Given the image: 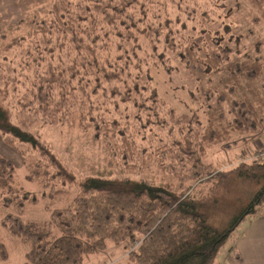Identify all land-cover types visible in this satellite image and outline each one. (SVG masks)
Instances as JSON below:
<instances>
[{
  "label": "trees",
  "instance_id": "1",
  "mask_svg": "<svg viewBox=\"0 0 264 264\" xmlns=\"http://www.w3.org/2000/svg\"><path fill=\"white\" fill-rule=\"evenodd\" d=\"M53 3L28 35L0 41V134L22 155L25 179L63 201L48 221L25 220L39 196L0 154V199L12 207L1 222L29 247L25 264H82L135 234L124 264H216L238 224L264 203V154L218 168L207 161L215 148L264 144V0ZM152 66L188 71L198 110L178 113L162 98ZM9 84L23 112L104 136L120 174L80 176L62 163L14 119ZM151 150L166 172L160 181L139 172Z\"/></svg>",
  "mask_w": 264,
  "mask_h": 264
},
{
  "label": "rangeland",
  "instance_id": "2",
  "mask_svg": "<svg viewBox=\"0 0 264 264\" xmlns=\"http://www.w3.org/2000/svg\"><path fill=\"white\" fill-rule=\"evenodd\" d=\"M53 4V0H0V41L3 42V45L10 44L13 38L23 37L25 34L28 35L29 31L35 28V26L29 25L33 18L45 17L46 12L51 9ZM253 27L257 28L255 25ZM262 31L264 30L262 29ZM3 33L5 34L4 38H2ZM19 60L20 57L16 56L11 59L10 64L15 67ZM151 68L157 91L178 113H192L194 110H198L199 102L194 99L191 91L195 81L188 71L178 68L174 75H170L163 66H152ZM11 86L9 84V88ZM5 91L7 92V90L2 91L0 96ZM9 91L10 95H8L7 102L9 104L14 102L13 108L15 110L13 113L17 116L14 119L17 118L26 122L28 127L35 130L49 148L51 147L53 151L57 152L62 163L70 167L75 173L80 176H86L87 174L115 176L120 174L121 167L124 166L118 160V156L114 157L112 155V151L107 146V139L104 136L95 137L96 132L87 124L84 125L85 127H80L73 121L48 123L42 119H37L34 112H23L16 102L18 99L14 97L12 88ZM13 98L15 101H13ZM112 139L116 140L115 138ZM152 152V155H146L141 159L145 160L146 163L143 169L139 170L141 167L137 169L139 172L141 171V175L147 173L154 181H160L166 172L161 171L164 166L157 159L154 151ZM0 154L9 157L16 166V177L20 186L39 196L40 201L38 203L27 205L23 218L27 221L33 220L40 223L48 221L51 216L49 209L52 210L53 207L58 206L62 207L63 201L58 202L57 198L49 195L48 190L39 192L40 188L38 186L25 179L27 169L23 164L22 155L6 143L1 134ZM262 154H264L262 141L256 144L247 142L228 150L215 148L207 156V161L212 160L218 168L224 162H229L230 160L234 162L236 159L241 160L240 157L242 156H248L249 158L252 156L263 157ZM133 172V174H137L136 171ZM60 196L62 195L60 194ZM66 203L65 201L64 205ZM11 210V206L3 207L0 199V240L8 250V259L0 260V264H25L29 247L21 239L12 235L1 222L2 218ZM258 213L257 216L259 217L264 215V203L260 205ZM255 219L254 215H249L238 224L236 230L220 248L215 258L216 264H231L228 256L231 253V249H233L232 254H235L236 250L233 248V244L238 237L245 236L244 241L247 243L252 240L251 234L256 237V235L264 231V222H261L263 220L255 222ZM140 239L141 235L135 234L134 237L126 238L119 243L109 241V246L106 249L101 250V252L90 253L82 264H124L128 258V251L131 248L135 249L138 245L135 240ZM254 239L259 242V239H264V236L260 238L259 235V237Z\"/></svg>",
  "mask_w": 264,
  "mask_h": 264
},
{
  "label": "crops",
  "instance_id": "3",
  "mask_svg": "<svg viewBox=\"0 0 264 264\" xmlns=\"http://www.w3.org/2000/svg\"><path fill=\"white\" fill-rule=\"evenodd\" d=\"M264 222V215L258 216L254 221ZM264 236V231L261 234L252 236V240L249 242H245V236H240L236 239L233 244V248H235V254L231 253L228 256V260L231 261V264H264V239H259V242H256L254 238Z\"/></svg>",
  "mask_w": 264,
  "mask_h": 264
}]
</instances>
